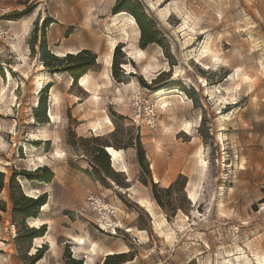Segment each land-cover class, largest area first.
I'll return each instance as SVG.
<instances>
[{
    "label": "rangeland",
    "instance_id": "374dc122",
    "mask_svg": "<svg viewBox=\"0 0 264 264\" xmlns=\"http://www.w3.org/2000/svg\"><path fill=\"white\" fill-rule=\"evenodd\" d=\"M117 1L0 0L6 32L0 35V264H30L37 250L42 258L34 264H68V253L81 264H102L107 250L130 252L121 264H258L264 257V0H134L155 25L159 44H146L135 21L138 35L129 31L131 38L116 44L122 71L106 63L108 39H118L122 27L113 14ZM43 44L59 58L94 53L88 89L60 69L50 72L39 56ZM140 49L142 59H130L129 51ZM237 74L248 81L239 83ZM40 98L47 123L39 120ZM183 122L191 123V134L182 132ZM137 143L150 171L147 186L139 180ZM102 145L123 150L116 164L109 156V166L125 187L95 166ZM201 148L203 174L195 156ZM41 167L52 173L49 183L40 181ZM179 175L183 191L180 181L163 192ZM18 189L46 199L39 221H24L45 225L44 239L20 246L21 221L11 212ZM186 190L196 193L195 203ZM159 216L163 235L153 225Z\"/></svg>",
    "mask_w": 264,
    "mask_h": 264
},
{
    "label": "trees",
    "instance_id": "16d2710c",
    "mask_svg": "<svg viewBox=\"0 0 264 264\" xmlns=\"http://www.w3.org/2000/svg\"><path fill=\"white\" fill-rule=\"evenodd\" d=\"M121 12H126V13L128 12L133 16L140 29L141 38L143 39V41H145L146 44H150V43L159 44V33L157 32L155 25L153 24L152 21L146 19L139 4L136 1L118 0L113 7V14H117ZM119 55H120V50H119V45H117L113 52L111 68L114 67L115 69L122 71V69L119 68V65L125 64V59L123 56H119ZM39 56L43 65L50 72H57L59 71L58 69H60L66 72L71 77L73 83H76L78 79L84 76L89 70L93 69L96 66V60H97V56L88 50H81L76 54L68 53L63 58H59L56 55L50 53L44 44L41 46V51ZM113 76L115 79L118 78L117 74H114ZM145 86L149 87L150 85H145ZM38 104H41L40 106H41L42 118L41 119L39 118L40 123H47L48 121L45 117V111H46L45 101L44 100L41 101L40 98ZM102 147L105 148V151ZM102 147H97L94 152L96 153L95 166L99 168L103 172V174L106 175V177H109L113 181H115L119 187H125L123 183L115 179L116 173L109 166V156L107 155L106 148L112 146L102 145ZM133 147L137 152V156H138L137 162L141 170V176L139 177V180L144 186H147V179L150 180L151 176H150V171L148 169L147 161L145 159L144 152L142 150L140 143L134 144ZM114 149L122 150L117 148ZM101 160L103 161V164H101L100 162ZM36 171L45 174V176L42 177L40 181L49 183L53 178L52 173L46 167L38 168L36 169ZM28 176L30 175L28 174ZM183 179L184 177L182 175H179L178 178L173 183H171L167 189L163 190V192L169 193L176 186L179 185L180 181L182 182V184L178 186L179 188L178 190L182 192L184 187ZM1 189H2V184H0V190ZM151 189L154 200L159 205V207L163 208L164 205L161 201L160 196L157 194L156 184L151 182ZM11 200H12V211H11L12 216L13 218L18 217L21 221L20 226L17 225L18 233L15 237L17 246H20V242H22L23 245L25 243H30L32 239L43 237L44 236L43 229L45 225H42L38 228L27 227L24 225V221H28V219L31 218L37 219L39 209L46 204L45 196L41 195L36 198H31L21 194L20 190L18 189V193L16 194L11 193ZM0 211H5V209L0 208ZM40 253L41 250H37L36 253L29 258L30 264H34L35 262L39 261L42 258ZM129 253L130 252L123 254L109 255L104 259L102 264H121L127 262L130 260L127 258ZM67 259H68V264H81V261L71 258L69 253L67 254Z\"/></svg>",
    "mask_w": 264,
    "mask_h": 264
},
{
    "label": "bare ground",
    "instance_id": "6f19581e",
    "mask_svg": "<svg viewBox=\"0 0 264 264\" xmlns=\"http://www.w3.org/2000/svg\"><path fill=\"white\" fill-rule=\"evenodd\" d=\"M166 11V10H165ZM115 20H118L120 21V23H122V27H121V30H120V33H119V36L118 39L117 38H112L110 37L108 40L110 42V48H109V55H108V58H107V66L110 67L111 66V63H112V55H113V52H114V48L117 44V42H119V39L121 40H126L128 38H131L130 37V32L132 33H135V35H138L137 33H139V30H138V27L136 25V22L134 20V18L127 14L126 12H121V13H117L115 14V17H114ZM114 22V21H113ZM127 45V44H126ZM133 47V46H132ZM135 47V46H134ZM126 48V47H125ZM134 49V48H133ZM137 49V48H136ZM129 55H130V59H142V56L144 55V51L143 50H131L129 51ZM125 66V64L123 65ZM261 68L263 70V73H264V64L261 63ZM238 71V70H237ZM231 77V76H230ZM237 78H238V82L241 83V82H245V81H248V78H246L245 76H240V74H237ZM1 79V78H0ZM231 79V78H230ZM228 79V80H230ZM233 79V78H232ZM232 82V80H231ZM79 86H84V87H87L88 86V75L85 74L84 76H82L80 78V81H79ZM88 89V87H87ZM99 89V88H98ZM226 89V88H225ZM3 91V89L1 90ZM160 93L162 91H159ZM173 93H176V92H173ZM95 94V93H94ZM232 92H228L227 93V98H231L232 97ZM3 96V95H2ZM224 97V96H222ZM226 98V96H225ZM224 99V98H223ZM221 100V98H220ZM226 100V99H225ZM229 100V99H228ZM164 103H166V101H164ZM170 103V102H169ZM50 117L52 118V114L50 113ZM105 120H107V123L111 125V122L109 121L108 118H106ZM182 127H183V131L182 132H186L188 134H191V123L190 122H183L182 124ZM106 152L109 153V156H110V159H111V162L113 164H116L122 157L123 155V150H116L112 147H107L106 148ZM195 156L197 158V163L199 164V168H200V171H201V174H203V172L205 171V168H206V162L204 161V159L202 158L203 156V153H202V148L199 149L196 153H195ZM121 172H125V168L121 169L120 170ZM154 181L157 182L156 180V177L154 176L153 177ZM196 188V187H195ZM31 191V190H30ZM186 193L188 195V199L190 200H193V202L195 203L196 200H197V196H196V193L193 192V191H190V190H186ZM198 195V194H197ZM148 200V199H147ZM145 201V200H139V205L142 206L143 208H146V210L150 211V208H151V204L148 202V201ZM44 208L46 207V204L43 206ZM152 209V208H151ZM153 212V211H152ZM161 215V214H159ZM158 216H156L157 218ZM160 217V216H159ZM152 219L154 220L153 222V225H154V228L157 232H159L160 234L163 235V232H162V225L165 224L166 222L160 217V219ZM30 221H39V220H36V219H29ZM103 226V225H102ZM117 228V227H116ZM128 233L132 232L131 229L129 228H126L125 229ZM142 232V231H141ZM141 232H136L137 234H140ZM172 233V232H171ZM174 235V234H173ZM171 237V234L168 233L165 235V238L166 240H169V238ZM46 238V237H45ZM41 239H44V237H40L36 240H41ZM79 240V239H78ZM77 241V240H75ZM74 241V242H75ZM84 242V241H83ZM79 243V242H78ZM84 244V243H83ZM85 246V245H83ZM94 246V245H93ZM92 247V246H91ZM77 248V247H76ZM91 249V248H89ZM106 252H109V254H113L111 250H107ZM91 255L92 256H97V252H96V249L93 247L92 248V251H91ZM106 257V256H105ZM91 263V262H90ZM95 263V262H94ZM258 264H264V257H261L258 259Z\"/></svg>",
    "mask_w": 264,
    "mask_h": 264
},
{
    "label": "built area",
    "instance_id": "2783aa9c",
    "mask_svg": "<svg viewBox=\"0 0 264 264\" xmlns=\"http://www.w3.org/2000/svg\"><path fill=\"white\" fill-rule=\"evenodd\" d=\"M3 34H6V32L2 28H0V35H3Z\"/></svg>",
    "mask_w": 264,
    "mask_h": 264
},
{
    "label": "water",
    "instance_id": "95a60500",
    "mask_svg": "<svg viewBox=\"0 0 264 264\" xmlns=\"http://www.w3.org/2000/svg\"><path fill=\"white\" fill-rule=\"evenodd\" d=\"M104 150H105V148H103ZM108 154V156H109V153H107ZM122 254V253H121Z\"/></svg>",
    "mask_w": 264,
    "mask_h": 264
},
{
    "label": "crops",
    "instance_id": "0c3cea01",
    "mask_svg": "<svg viewBox=\"0 0 264 264\" xmlns=\"http://www.w3.org/2000/svg\"><path fill=\"white\" fill-rule=\"evenodd\" d=\"M154 180V179H153ZM155 182V181H154ZM137 232H139V231H137ZM137 234V233H136Z\"/></svg>",
    "mask_w": 264,
    "mask_h": 264
}]
</instances>
